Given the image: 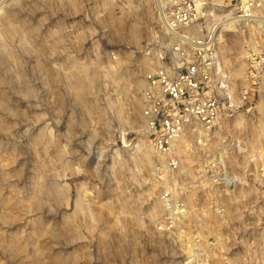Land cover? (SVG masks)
<instances>
[{
	"label": "rangeland",
	"instance_id": "rangeland-1",
	"mask_svg": "<svg viewBox=\"0 0 264 264\" xmlns=\"http://www.w3.org/2000/svg\"><path fill=\"white\" fill-rule=\"evenodd\" d=\"M90 1L88 9L86 0H0V264H224L228 256L264 264V187H238L222 201L231 257L214 245L212 192L196 188L203 179L192 155L183 182L194 220L182 229L199 234L201 247H169L158 230L169 178L140 103L156 11L149 0H134L130 12L115 0ZM221 34L238 88L257 37L251 29ZM252 86V109L225 125L241 149L264 152V90ZM197 208L207 210L199 222Z\"/></svg>",
	"mask_w": 264,
	"mask_h": 264
},
{
	"label": "built area",
	"instance_id": "built-area-1",
	"mask_svg": "<svg viewBox=\"0 0 264 264\" xmlns=\"http://www.w3.org/2000/svg\"><path fill=\"white\" fill-rule=\"evenodd\" d=\"M115 1L120 12L134 10V0ZM89 3L86 0L88 9ZM146 4L156 16L143 52L150 63L143 73L141 117L146 137L169 178V186L158 196L163 208L158 230L169 237V247L176 252L200 250L199 234L182 229L194 220L183 182L192 169V155L197 164L193 170L207 183L194 182L196 188L207 186L212 192L207 196L212 200L208 211L214 219V245L232 257L236 243L222 201L229 200L238 187H264V152L241 149L237 139L227 134L225 120L252 109L250 95L257 92L252 85L264 90V0H149ZM230 24L242 29L225 27ZM248 29L257 37L256 48L248 53L245 84L236 88L223 64L221 32L244 35ZM194 184L190 189H196ZM260 196L264 203V191ZM229 209L232 218L239 217L236 209ZM206 211L195 209V220L202 221ZM202 236L208 237L203 234L201 240ZM224 264H231L229 256Z\"/></svg>",
	"mask_w": 264,
	"mask_h": 264
},
{
	"label": "bare ground",
	"instance_id": "bare-ground-1",
	"mask_svg": "<svg viewBox=\"0 0 264 264\" xmlns=\"http://www.w3.org/2000/svg\"><path fill=\"white\" fill-rule=\"evenodd\" d=\"M1 9H2V7H0V10H1ZM230 22H232V23L235 22V19H232ZM232 23H231V24H232ZM231 24H230L229 26H225V27H227L228 29H229L230 27H232V30H234V27L231 26ZM214 34H215V36H216V33H214ZM255 48H256V46H255ZM255 48H254V49H255ZM254 49H253V50H254ZM181 147H182V145H181ZM142 156H143V158H145V156H147V152H143V153H142ZM145 160H146V159H145Z\"/></svg>",
	"mask_w": 264,
	"mask_h": 264
}]
</instances>
